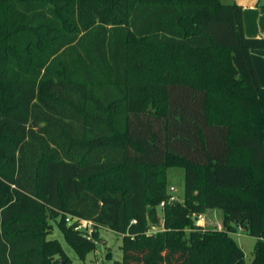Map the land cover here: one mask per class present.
<instances>
[{
  "label": "trees",
  "instance_id": "obj_1",
  "mask_svg": "<svg viewBox=\"0 0 264 264\" xmlns=\"http://www.w3.org/2000/svg\"><path fill=\"white\" fill-rule=\"evenodd\" d=\"M252 48L235 1L0 0V264H69L53 222L82 260L105 226L116 264H246L242 228L264 264ZM214 208L221 228L197 222Z\"/></svg>",
  "mask_w": 264,
  "mask_h": 264
},
{
  "label": "rangeland",
  "instance_id": "obj_2",
  "mask_svg": "<svg viewBox=\"0 0 264 264\" xmlns=\"http://www.w3.org/2000/svg\"><path fill=\"white\" fill-rule=\"evenodd\" d=\"M222 1L225 2L229 0ZM167 179L168 191L176 196L178 201L182 202L184 199L185 183L184 168L180 166H170L167 170ZM204 217V226L222 227V211L220 209L214 208ZM157 229V226L152 225L149 231H155ZM48 237L51 239H58L61 242L66 254L71 260L69 264H116V261L121 260L123 257V250L121 248L122 235L109 227L102 226L99 228L97 248L90 252L85 260L79 258L76 250L66 241L62 231L57 227L55 222H53V230L49 233ZM234 237L245 252L246 264H251L256 238L247 234L242 228H239L238 231L234 233Z\"/></svg>",
  "mask_w": 264,
  "mask_h": 264
},
{
  "label": "crops",
  "instance_id": "obj_3",
  "mask_svg": "<svg viewBox=\"0 0 264 264\" xmlns=\"http://www.w3.org/2000/svg\"><path fill=\"white\" fill-rule=\"evenodd\" d=\"M231 1H235L242 7L245 35L264 39V0H229L225 2ZM251 56L259 82L264 87V48H252ZM211 210L209 209L203 216H206Z\"/></svg>",
  "mask_w": 264,
  "mask_h": 264
},
{
  "label": "built area",
  "instance_id": "obj_4",
  "mask_svg": "<svg viewBox=\"0 0 264 264\" xmlns=\"http://www.w3.org/2000/svg\"><path fill=\"white\" fill-rule=\"evenodd\" d=\"M170 201H176L178 198L174 195H172L169 198ZM165 205V201H162L160 204V207L162 208ZM66 221L69 225H73L74 229L77 231H80L82 234H84L88 239L93 238V234L95 231V223L92 220L81 218L79 216H74L71 214H68L66 216ZM205 218L203 215H201L198 218V223L204 225ZM133 222H136V220H133ZM156 231V230H155ZM153 231V232H155ZM98 240H96L97 243Z\"/></svg>",
  "mask_w": 264,
  "mask_h": 264
}]
</instances>
